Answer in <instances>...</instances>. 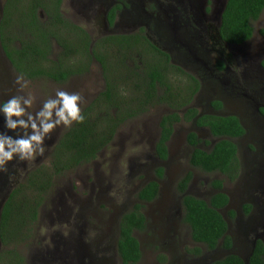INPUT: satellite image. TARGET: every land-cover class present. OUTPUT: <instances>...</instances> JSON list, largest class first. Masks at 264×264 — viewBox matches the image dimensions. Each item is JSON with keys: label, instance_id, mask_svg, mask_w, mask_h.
I'll list each match as a JSON object with an SVG mask.
<instances>
[{"label": "rangeland", "instance_id": "1", "mask_svg": "<svg viewBox=\"0 0 264 264\" xmlns=\"http://www.w3.org/2000/svg\"><path fill=\"white\" fill-rule=\"evenodd\" d=\"M121 1L126 5L112 24L105 16V6H110L113 0H63L62 10L64 14L72 15V22L85 28L91 48L105 36L134 34L142 29L165 49L158 43V38L166 37V28L172 29V26L160 12L162 0ZM225 1L208 0L209 10L205 12L207 0H196V4H201L196 12L204 8L209 22L215 24L220 19ZM3 3L4 0H0V17ZM42 15L44 20V13ZM252 26V38L244 45L230 49L234 51L231 74L212 70L213 55L205 49L193 48L182 58L172 54L173 61L190 64L195 72L192 74L200 79V90L193 100L200 113L234 114L246 124L245 137L236 140L240 162L238 178L229 182L223 174L203 172L190 165L192 148L186 143L187 133L194 131L212 144L216 140L207 130L186 120L175 124L168 142V158H157L154 146L160 131L159 120L174 108L161 103L149 105L145 111L121 123L111 142L94 160L53 176L51 187L37 209L35 221L27 226L26 238L16 248L23 255L25 264H121L116 249L118 222L120 216L136 204H141L140 210L146 218L145 228L135 232L141 248V259L137 264H209L228 253L240 255L245 264H249L246 260L254 242L258 238L264 240V117L256 110L264 104V80H259L264 76L257 73L258 62L264 57V10ZM51 50L48 57L54 60L60 50L56 42L51 41ZM243 55L248 61L245 67L241 66ZM126 64L131 69L141 66L135 55ZM116 70L125 72V68L119 66ZM17 75L19 73L0 46V102L16 95H31L34 98L33 112L39 110L46 99L54 97L56 90L78 93L82 97L83 110L104 89L102 70L94 59H90L83 71L73 73L64 82L46 77L25 78L29 86L24 92L18 91L15 84ZM115 75L112 78L119 83L120 77ZM136 80L133 76L126 83L121 82L129 87L126 96ZM213 100L222 102L221 110L216 111L210 106ZM67 129L61 126L54 130L51 139L45 140L43 157L38 156L29 162L14 159L6 172H0V207L12 187L25 184L31 171L50 164L54 145ZM0 132L17 135L4 128L2 115ZM158 167L163 168L162 177L156 174ZM188 172L192 175L185 193L201 199L207 200L217 192L210 186L213 179L223 181L220 191L229 196V204L220 212L229 224L230 250L217 248L208 251L191 239L190 229L182 220V194L177 190V183ZM149 181L158 182L159 193L154 200L141 202L137 193ZM246 203L252 205V211L247 215L242 211ZM230 209L235 211L233 219L229 218ZM197 247L201 249L198 255L192 252ZM5 250L7 247L0 241V252Z\"/></svg>", "mask_w": 264, "mask_h": 264}, {"label": "trees", "instance_id": "2", "mask_svg": "<svg viewBox=\"0 0 264 264\" xmlns=\"http://www.w3.org/2000/svg\"><path fill=\"white\" fill-rule=\"evenodd\" d=\"M60 3L61 0H6L0 17L3 53L14 70L24 74L25 78L46 77L56 82H64L73 73L83 71L90 59H94L101 66L104 89L82 110L84 123H74L59 137L50 164L31 171L25 184L14 186L7 194L0 209V241L7 250L0 252V264H25L23 255L16 248L26 238L27 226L35 221L37 209L51 187L53 176L94 160L111 142L121 123L145 111L149 105L167 104L176 110L184 103L179 100L181 98H174L170 83V76L174 74L170 71L180 72V69L172 66L142 31L108 35L98 39L91 48L87 31L69 25V20L59 10ZM40 10L44 13V20L39 15ZM263 10L264 0H226L220 14V37L231 43L250 39L252 23ZM113 16L114 9H111L108 19L112 21ZM51 41L60 47L54 60L48 57L52 54ZM133 55L139 58L140 68L135 66L137 69H131L126 64ZM118 66L125 68V72H118ZM115 73L120 77L119 83L112 78ZM133 76L137 80L126 96L129 87L121 82L126 83ZM182 94L181 97H187L191 93ZM195 114L193 109H187L185 120ZM179 120L176 112L167 113L160 119V134L154 152L161 160L167 158L166 143L173 132V124ZM195 122L198 126H206L218 140L211 149L204 150L197 146L199 140L196 135L188 133L187 142L193 147L190 164L203 172L219 171L234 179L239 163L236 145L230 138L243 133L238 120L234 116L201 115ZM156 174L162 177L163 168L158 167ZM191 175L186 173L177 183V189L182 194V220L189 226L191 239L208 251L217 248L230 250L232 239L227 232L226 219L220 212L229 201L228 196L220 191L222 180L211 181L210 186L217 192L205 200L185 193ZM158 190L157 181H149L139 189L138 200L150 202L156 198ZM140 208L141 204H136L119 218L116 249L121 264H137L141 259L135 232L145 228L146 218ZM248 208L244 205L245 211ZM233 214L229 211L231 217ZM192 252L198 255L201 249L197 247ZM248 263L264 264V241L255 242L248 255ZM209 264L245 263L238 254L229 253Z\"/></svg>", "mask_w": 264, "mask_h": 264}, {"label": "flooded vegetation", "instance_id": "3", "mask_svg": "<svg viewBox=\"0 0 264 264\" xmlns=\"http://www.w3.org/2000/svg\"><path fill=\"white\" fill-rule=\"evenodd\" d=\"M5 1L6 0H4L3 6L5 4ZM62 4H63V0H61L59 10L63 14V16L67 20H69V23H70L69 25L73 24L79 28L85 29L84 27L80 26L78 23L72 22V20H71L72 15L63 13ZM110 4H111L110 6H109V4H106V6H105L106 15H105V13H104V15L108 19L109 11L111 9H114V16H113L112 21H110L108 19L109 24H112V23H114L116 15L121 11V9L126 5V3H124V1H121V0H113V2H111ZM162 4H163V6H162V10L160 12H163L165 14L166 18L168 19V23L172 26V29L166 28V37L164 36V38H162V37L158 38V41H159L158 43L160 45H162V47H164L165 49L159 47V45L156 43L157 41L151 39L146 33H143L142 29L140 31H142V33L150 40V42L152 44H154L158 48V50H160L168 58V61L172 66L180 69V72L179 71H170V72H174V74L170 76L171 77L170 83H172V89H173L172 92L174 93V98H177V97L181 98L179 100L184 102V103L182 106H180L176 110L173 109L170 112H176L180 117V120L178 121V122H180L182 120H185V113H186L187 109H189V108L193 109L196 114L194 116H192L189 120H186V121L193 122L194 125L199 129L207 130L210 135H211V133L206 126H198L196 124L195 121H196V118L198 116H201V115L234 116L238 120V123L243 128V133L239 137L230 138V140L236 145V148H237L236 156H237V160L239 163L238 170H237V173H236L234 179H231L226 174H223L224 177L229 182H234L238 178L239 173H240V162H239V158H238V145L236 143V140L240 139L241 137H245V135L248 131V128L246 127V124L241 120V118L238 115L236 116L234 114H219V113H216L215 111H213L211 113H200L196 109V107L193 105V100L195 98V95L200 90V79H198L194 74H192V72L193 73H195V72L192 70V68H190V64H182L179 62V64L181 65L180 66L178 63L173 61V55L172 54H175L177 58H182L183 56L189 54V52H191L193 48L194 49L197 48L201 51L203 49H205L206 51H209V54L213 55V64H212L213 68H212V70L216 71L219 74H221V73H223L225 75L231 74L232 56H234V51L230 50V49L232 47H238V46L244 45L247 41H249L252 38L253 33H252V36L250 39L243 41L242 43H231V42L223 40L220 37L219 32H218L219 26H220V19H218V21H216V23L213 24V23L209 22V20H208L209 18H207L206 14H205V12H207L209 10L208 0H207V6L205 7V12H203L204 8H203V11H200V12L197 11L196 12V10L199 9L200 5H201V4H199V2H197V4H196V0H162ZM2 9H3V7H2ZM153 9H156V7L153 6ZM160 12H157V15L163 16V14ZM40 14L42 15L41 10H40ZM103 19H104V17H103ZM110 22H112V23H110ZM253 32H254V29H253ZM59 49H60V47H59ZM172 50H175V53H173ZM263 61H264V57H262L259 60L258 70H257V73L261 74L262 76H264ZM246 64H248L247 57L245 55H243L242 60H241V66L245 67ZM100 68H101V66H100ZM259 80L263 81L264 78H259ZM182 92L183 93L190 92L191 94L187 97H181ZM182 95L184 96V94H182ZM210 106L213 109H215L216 111H218V110H221V108H222V102L219 100H213L210 102ZM256 110H257V112H259L260 114L263 115V116L261 115L262 117H264V104L261 105V108L256 107ZM170 112H168V113H170ZM159 122H160V120H159ZM178 122H175L173 124V131L175 128V124H177ZM159 130H160V126H159ZM190 132H193L196 135V137L198 138L199 143L197 144V146L199 148L204 149V150L211 149L212 145L218 140V138L213 137L211 135L212 138L216 140L212 144L211 142H208V140L201 138L196 132H194V131H190ZM159 134H160V131H159ZM172 134H173V132H172ZM172 134H171V136H172ZM158 137H159V135H158ZM186 138H187V135H186ZM169 140H168V142H169ZM262 141H264V138L262 139ZM168 142L166 143L167 149H168ZM186 143L189 146H191L187 142V139H186ZM202 145H204L205 147H203ZM191 148L193 149L192 146H191ZM168 156H169V152H168L167 158H168ZM194 168H196V167H194ZM211 173L222 174L219 171H214ZM162 176H163V174H162ZM257 179H261V177H257ZM189 183H188V185H189ZM188 185L186 187V190L188 188ZM222 186H223V181H222ZM158 193H159V190H158ZM228 198H229V196H228ZM228 204H229V201H228ZM228 204H227V206H228ZM244 205L249 207L248 210L245 211ZM244 205L242 207V211H243V214L247 215L248 213H250L252 211V205L248 204V203H246ZM0 209H1V207H0ZM229 211H233V213H234L233 216L231 217L229 215V218L233 219L235 217V211L232 209H230ZM182 213H183V211H182ZM226 222H227V220H226ZM228 231H229V224L227 222V232ZM257 240L264 241L263 239H260V238H258ZM255 242H254V244H255Z\"/></svg>", "mask_w": 264, "mask_h": 264}, {"label": "clouds", "instance_id": "4", "mask_svg": "<svg viewBox=\"0 0 264 264\" xmlns=\"http://www.w3.org/2000/svg\"><path fill=\"white\" fill-rule=\"evenodd\" d=\"M43 13V12H42ZM40 17L43 15L40 14ZM18 91L24 92L29 81L24 74L16 76ZM34 98L31 95H16L0 102V115L4 128L16 132V136L0 132V172H6L14 159L18 162L35 161L46 151L45 140L63 126L83 124L85 116L81 110L82 97L78 93L56 90L54 97L46 99L39 110L33 112Z\"/></svg>", "mask_w": 264, "mask_h": 264}, {"label": "water", "instance_id": "5", "mask_svg": "<svg viewBox=\"0 0 264 264\" xmlns=\"http://www.w3.org/2000/svg\"><path fill=\"white\" fill-rule=\"evenodd\" d=\"M228 254H229V253H228ZM239 256H240V255H239ZM241 258H242V257H241ZM242 259H243V258H242ZM243 261H244V259H243ZM247 261H248V260H246V263H247ZM244 263H245V261H244Z\"/></svg>", "mask_w": 264, "mask_h": 264}]
</instances>
